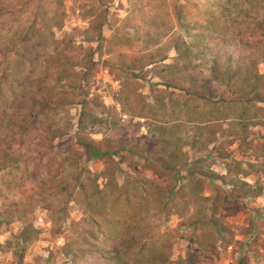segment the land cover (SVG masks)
I'll use <instances>...</instances> for the list:
<instances>
[{"label":"rangeland","instance_id":"obj_1","mask_svg":"<svg viewBox=\"0 0 264 264\" xmlns=\"http://www.w3.org/2000/svg\"><path fill=\"white\" fill-rule=\"evenodd\" d=\"M263 12L264 0H0V264H264V78L249 79L264 76ZM212 60L235 75L210 84L209 111L191 94ZM18 115L35 123L10 136ZM81 141L113 154L89 160ZM197 159L221 181L185 175ZM240 181L258 194L238 199Z\"/></svg>","mask_w":264,"mask_h":264},{"label":"trees","instance_id":"obj_2","mask_svg":"<svg viewBox=\"0 0 264 264\" xmlns=\"http://www.w3.org/2000/svg\"><path fill=\"white\" fill-rule=\"evenodd\" d=\"M263 15H264V12H263ZM259 27H260V25H259ZM181 45H183V44H181ZM173 49H174L175 52H178L179 51V46L176 45ZM186 49H188V48H186ZM263 49H264V47H263ZM187 53H188V50H185L183 52V54H182L183 57L182 56L181 57L182 58L187 57V55H188ZM209 63H210L209 68H208L209 75H210L209 78L202 80V82L199 81L197 76H195L194 78H189L188 80H190V81L192 80L194 82H197V81L200 82L201 89H202V92H203V94L202 93H198V92H194V94H191L192 98H195V99L200 98V99H202V102L204 104H206V105H208V103L211 104L212 106L208 110L209 111H213V109H216V107L218 106V103H216V101H214V99H213L214 96H212L213 91H212V87H211L210 84H212V83H214L216 81L218 84H222L224 82L226 84L224 86H228L229 82H227V81L232 79L233 75H235V71H234V68L226 66V65H225V70L224 71H222L221 69L219 70L218 67H220L221 65L217 64V62H215V60H212ZM263 63H264V59H263ZM216 70H217V72H216ZM224 76H228L227 80L223 79ZM262 78H264L263 75H259V74L255 73L249 79L255 80L257 82V81H259ZM166 85H170V84L168 83ZM251 85L253 87V84H251ZM230 92H231V95H234V91L231 90ZM206 94H208V98H209L208 102H205L206 101L205 100L206 96H204V95H206ZM256 97H258V96H256ZM256 97H255V99H256ZM35 103L38 105V102H35ZM56 109H57V105L55 103H52L49 100H47L46 102H43L42 104H39L37 106V110L36 111L39 112V113L35 117H36V119L38 117H42L43 120H41L40 123H42V124L45 123L46 124L45 116L47 115L48 112H52V111H54ZM24 116L25 115H18L19 122H17V123L13 122L14 124L7 123V125H4L5 128L8 127V129L10 130V132H11L10 136L13 133H19V137H20L21 133H24L27 130V127L30 126V124L33 125L35 123L34 117L31 118L32 119L31 120L30 118L28 119V117H27L28 115L25 118H24ZM94 119H96V117ZM9 120L12 122L13 118H9ZM96 121L99 123L100 120L97 118ZM155 130H156L155 126H153L152 128H151V126L150 127L146 126V132L145 133L150 134L151 132H153ZM56 131H59V130L56 129ZM51 133L53 134V137L56 136V135H54V132H51ZM10 136H8V137H10ZM52 139L53 138L49 139L48 142L50 143L52 141ZM15 140L16 139L14 138V136H12L10 138H4V139H2L1 144L5 145L6 143H8L10 146H12L13 145L12 143H14ZM80 145L84 147V150L86 152L87 158L89 160H96V159H99L101 157H107V156H110V155L113 154V152H108V151H105V150H99L98 148H96L95 144H93L92 142L81 141ZM118 150L119 151H125V148L120 147V148H118ZM12 155L15 158V154H12ZM168 156H170V158H172V157L174 158V153H169ZM11 158H12V156H9V159H11ZM141 158L146 163H152L149 166L153 167V165L156 164V159L149 158V156L146 157V158L145 157H141ZM18 160L19 159L15 158L14 159V163H17ZM194 160H193V162L191 164L187 165V167L185 168V175L190 176V177L198 176L200 179L208 180V181H215V182L216 181L217 182L221 181L222 176H220L219 174L213 172L209 167L204 168L202 170L195 169L194 168V164L199 166L198 164H200V160L199 159H197L196 161H194ZM158 162L163 165L164 170L165 169L169 170L167 168L168 167V163H170L169 159L166 162H162V161H158ZM1 166H3L2 163H1ZM15 169H16V167L14 166V170ZM153 171H155V170H153ZM160 171H162V169ZM245 184H246L245 182L240 181V184H239L240 188L239 189L241 191L239 192V194L236 197L238 199H245L247 197L248 198L252 197V199H253V197H255L258 194V190L257 189L255 190V194L253 196H250V194H245L244 192H247L248 189H245V190L241 189L243 186H245ZM247 187L249 188V186H247ZM234 191H235L234 186L233 187L231 186L229 191L227 190V194L228 195L224 194L223 196H221V201H226L227 200L226 197L233 195ZM242 191H244V192H242ZM100 213L102 215H104L105 210H101ZM104 218H107L106 215H104ZM207 221H208V224H210V225L215 223V221L212 220L211 218H209ZM212 226L214 227L216 232H218V233L221 232L222 228L216 227L215 225H212ZM28 227H30V226H28ZM30 230H31V233L33 235L24 237L22 239L24 242L30 241L35 236V234L37 233L36 231H33L31 228H30ZM119 255H120L121 259L124 258V254L123 253H120V252L114 250L113 251V255H112L113 256L112 259H114L115 261L119 262L120 261Z\"/></svg>","mask_w":264,"mask_h":264},{"label":"crops","instance_id":"obj_3","mask_svg":"<svg viewBox=\"0 0 264 264\" xmlns=\"http://www.w3.org/2000/svg\"><path fill=\"white\" fill-rule=\"evenodd\" d=\"M211 145L210 146H212L213 145V143H210ZM209 145L207 144V147H208Z\"/></svg>","mask_w":264,"mask_h":264}]
</instances>
